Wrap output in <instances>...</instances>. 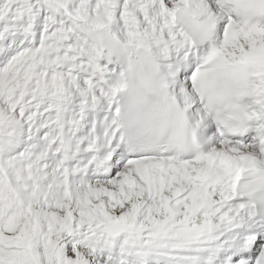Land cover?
Listing matches in <instances>:
<instances>
[{
    "label": "snow or ice",
    "instance_id": "6c2138e0",
    "mask_svg": "<svg viewBox=\"0 0 264 264\" xmlns=\"http://www.w3.org/2000/svg\"><path fill=\"white\" fill-rule=\"evenodd\" d=\"M0 264H264V0H0Z\"/></svg>",
    "mask_w": 264,
    "mask_h": 264
}]
</instances>
